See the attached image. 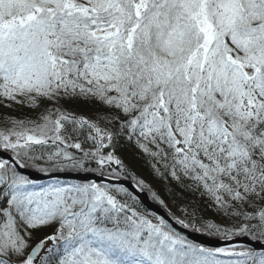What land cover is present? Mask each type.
Instances as JSON below:
<instances>
[{"label":"snow or ice","instance_id":"6c2138e0","mask_svg":"<svg viewBox=\"0 0 264 264\" xmlns=\"http://www.w3.org/2000/svg\"><path fill=\"white\" fill-rule=\"evenodd\" d=\"M5 100L40 111L0 118V264H264V0H0ZM124 146L227 221L189 201L182 228L248 243L147 210Z\"/></svg>","mask_w":264,"mask_h":264},{"label":"trees","instance_id":"16d2710c","mask_svg":"<svg viewBox=\"0 0 264 264\" xmlns=\"http://www.w3.org/2000/svg\"><path fill=\"white\" fill-rule=\"evenodd\" d=\"M6 105H10L6 106ZM71 109H73L77 114H82L87 117H91L95 111V108L91 105L87 104H71L68 105ZM40 109H35L33 107H29L27 104H18L11 101H0V118L7 120L9 117L11 118H36ZM0 127H3V124H0ZM37 150H40V146H36ZM117 155L124 161V163L128 166L129 169L138 177L143 178L148 183L152 185V187L158 192L162 199L165 201V205H161L158 202L156 204L160 205L164 210H166L173 218L180 217L183 218V214L180 210V207L187 204L189 201H196V205L199 206L201 211L199 215L203 216L205 219L211 220L215 223L226 224L227 221L222 220L219 216H217L211 208H208L204 202H202L198 196H192L189 193H184V199L174 201L173 196L169 195V191L179 192L180 190L176 188L174 184L165 185L161 180L157 179L153 174L149 167V163L146 159L138 153L134 148L124 146L117 150ZM92 174V173H91ZM49 183V182H44ZM180 207H177L176 205ZM195 206V205H194ZM199 227V225H197ZM52 231L51 228H45L41 231L37 232L36 236H43L45 233L50 234ZM211 238H219V239H228L225 236L220 235H211L208 233H201ZM238 238V237H232ZM231 238V239H232Z\"/></svg>","mask_w":264,"mask_h":264},{"label":"water","instance_id":"95a60500","mask_svg":"<svg viewBox=\"0 0 264 264\" xmlns=\"http://www.w3.org/2000/svg\"><path fill=\"white\" fill-rule=\"evenodd\" d=\"M9 155H10V153L0 150V156L7 157ZM24 171L26 174H31L33 177L38 178L40 180V182L52 181L53 179L73 181V180H79L81 178V176L83 175V174H81V176H77L76 174L73 173L71 175L56 174L53 176H49V175H45L43 173L35 172L34 170H31V169H25ZM88 178L98 179L96 174H91V173L88 174ZM142 199H143V205L147 210L155 212L159 215L165 216V218L169 219L170 222L174 224V226L177 228L178 231H181L183 234L188 235L190 239H195L198 243L205 244V246H207V247H210V248L228 247L229 245H233V244L239 245V244L248 243V240L245 237L232 238L231 240H229V239H227V240L216 239V238L208 237V236L201 234V233H196V232L192 231V229H184L178 223H176L175 219L166 210H164L159 205L155 204L146 195H144L142 197Z\"/></svg>","mask_w":264,"mask_h":264}]
</instances>
